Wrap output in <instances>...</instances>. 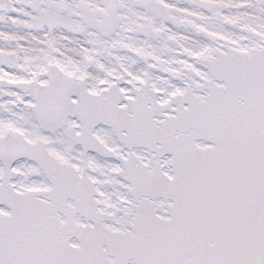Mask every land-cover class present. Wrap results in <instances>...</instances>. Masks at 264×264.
<instances>
[{"label":"snow or ice","instance_id":"6c2138e0","mask_svg":"<svg viewBox=\"0 0 264 264\" xmlns=\"http://www.w3.org/2000/svg\"><path fill=\"white\" fill-rule=\"evenodd\" d=\"M0 264H264V0H0Z\"/></svg>","mask_w":264,"mask_h":264}]
</instances>
